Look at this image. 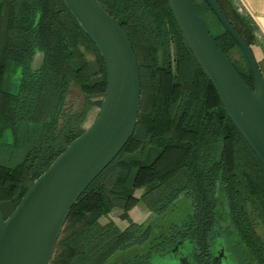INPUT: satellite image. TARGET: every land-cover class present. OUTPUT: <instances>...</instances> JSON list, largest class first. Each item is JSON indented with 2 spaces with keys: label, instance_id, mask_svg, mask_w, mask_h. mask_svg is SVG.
Wrapping results in <instances>:
<instances>
[{
  "label": "trees",
  "instance_id": "16d2710c",
  "mask_svg": "<svg viewBox=\"0 0 264 264\" xmlns=\"http://www.w3.org/2000/svg\"><path fill=\"white\" fill-rule=\"evenodd\" d=\"M191 1L215 44L253 89L236 42L204 0ZM214 1L251 49L253 31L260 33L255 23L240 16L230 0ZM97 2L121 26L134 52L140 80L137 124L119 155L71 208L49 264H153L178 242L190 264H209L220 248L231 264H264V166L226 115L167 1ZM233 49L243 69L232 60ZM36 56L41 60L33 68ZM258 66L264 76V61ZM71 86L79 91V101L71 97ZM105 89L103 61L62 0H0V208L5 219L85 131ZM181 198L188 202L186 217L159 235L151 223L142 226L129 216L141 206L155 221L163 219ZM115 208L124 229L110 219L100 222Z\"/></svg>",
  "mask_w": 264,
  "mask_h": 264
},
{
  "label": "water",
  "instance_id": "95a60500",
  "mask_svg": "<svg viewBox=\"0 0 264 264\" xmlns=\"http://www.w3.org/2000/svg\"><path fill=\"white\" fill-rule=\"evenodd\" d=\"M193 58L234 126L264 166V76L250 47L214 0H204L240 48L253 77L250 89L209 35L191 0H166ZM97 49L106 89L93 124L40 175L5 219L0 208V264H49L71 208L134 134L140 80L131 43L97 0H62ZM178 242L163 258L188 264ZM221 249L211 264L223 258Z\"/></svg>",
  "mask_w": 264,
  "mask_h": 264
},
{
  "label": "rangeland",
  "instance_id": "374dc122",
  "mask_svg": "<svg viewBox=\"0 0 264 264\" xmlns=\"http://www.w3.org/2000/svg\"><path fill=\"white\" fill-rule=\"evenodd\" d=\"M196 2L199 3L200 1L196 0ZM230 2L232 4L233 8L235 9V11L240 16H242L244 18H250V16L245 12V10H243V8H242V6L238 0H230ZM204 20H205L206 24L208 25V27L213 32H216V30H217L216 24L214 23V20L212 19L211 15L205 14ZM251 21L253 22L252 19H251ZM253 36H254V42H252L251 50L254 51V53L256 54V57L259 61V64L262 65V61L259 58L258 52H261L262 54H264V36H262L259 32H255V31H253ZM231 58L235 62V64L237 66H239L240 69H243L245 67L244 61H243L239 51L233 49L232 53H231ZM40 60H41L40 56H36V58L34 59L33 68H37L39 66ZM70 95L72 98L77 99L78 101L80 100L79 91L72 86L70 88ZM97 114H98V108L94 107L91 110V112L89 113L88 119L84 125L85 130L93 124V122L95 121V119L97 117ZM136 195L138 196L139 192H137ZM188 211H189L188 210V202L185 199L181 198L177 203H175V205L172 207V209L167 212V214L163 217V219L155 221L154 217L141 206L137 207V209H135L133 211L132 216H133V220L136 223L141 224L142 226H147L148 224L151 223L154 226V234L159 235L171 223H179V222L183 221L184 218L186 217ZM118 212H119V209L115 208L108 215L107 218H101L100 222L104 223V222H106L107 219L111 218L114 221H116L117 223H119L120 225H123V223H121L119 221V218L116 216V214ZM135 252L136 251H133L130 254L135 253ZM119 258L120 257H118L117 259H119ZM153 264H172V263H167L166 258L162 257L156 261L154 260Z\"/></svg>",
  "mask_w": 264,
  "mask_h": 264
},
{
  "label": "crops",
  "instance_id": "0c3cea01",
  "mask_svg": "<svg viewBox=\"0 0 264 264\" xmlns=\"http://www.w3.org/2000/svg\"><path fill=\"white\" fill-rule=\"evenodd\" d=\"M238 1L240 2L243 10H245V12L253 20V22L257 26L258 30L260 31L261 35L264 36V0H238ZM252 52H253V55H254L257 63L259 64V61L256 57V54L254 53L253 50H252ZM258 53H259L260 60L264 61V54H262L261 52H258ZM135 209H137V207L133 208L129 212V216L132 220H133L132 213ZM119 215H120V210L116 214V216L119 218ZM110 220L113 221L120 229H124L126 227V223L124 221H121L120 219H119V221L121 223H123V225H120L119 223H117L116 221H114L111 218H110ZM137 224H139V223H137Z\"/></svg>",
  "mask_w": 264,
  "mask_h": 264
},
{
  "label": "flooded vegetation",
  "instance_id": "af4514ba",
  "mask_svg": "<svg viewBox=\"0 0 264 264\" xmlns=\"http://www.w3.org/2000/svg\"><path fill=\"white\" fill-rule=\"evenodd\" d=\"M221 249H223V248H220V249L216 250V252H215L214 256H212V258H211L209 264L212 263L213 258L217 255V253H218ZM223 252H224V256H223V258L219 259L218 262H217L216 264H231V263L228 262V259H227V256L225 255V250H224V249H223ZM187 261H188V260H187ZM188 264H190L189 261H188Z\"/></svg>",
  "mask_w": 264,
  "mask_h": 264
}]
</instances>
